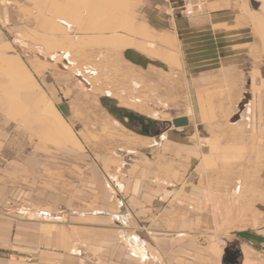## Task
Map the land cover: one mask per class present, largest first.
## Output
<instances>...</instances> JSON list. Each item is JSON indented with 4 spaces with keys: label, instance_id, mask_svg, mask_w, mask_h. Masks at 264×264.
<instances>
[{
    "label": "rangeland",
    "instance_id": "1",
    "mask_svg": "<svg viewBox=\"0 0 264 264\" xmlns=\"http://www.w3.org/2000/svg\"><path fill=\"white\" fill-rule=\"evenodd\" d=\"M188 2L201 12L186 17ZM71 3L73 15L104 27L87 38L73 30L70 67L59 55L63 47L41 50L31 37L0 31V48L13 47L39 85L41 107L55 110L66 132H50L45 111L33 116L25 101V115L2 124L0 264H54L52 250L67 255L96 236L72 227L94 225L93 213L127 205L126 193L136 188L149 191L147 203L163 215L147 214L135 232L182 233L184 264H223L225 249L257 244L255 234H264V136L248 126L252 117L262 122L264 101L241 93L239 78L208 69L224 60L264 65L254 38L240 35V13L229 15L225 35L224 20L209 17L202 0ZM34 62L45 67L35 72ZM251 90L257 92L254 83ZM105 98L157 127L148 137L125 128ZM179 117L187 127H172Z\"/></svg>",
    "mask_w": 264,
    "mask_h": 264
},
{
    "label": "crops",
    "instance_id": "2",
    "mask_svg": "<svg viewBox=\"0 0 264 264\" xmlns=\"http://www.w3.org/2000/svg\"><path fill=\"white\" fill-rule=\"evenodd\" d=\"M202 1L208 9L209 17L224 20L222 25L225 35L226 27L232 25L229 15L232 16L238 11L241 16L240 35L253 37L257 51L264 52V0ZM71 2L72 0H5L3 2L0 0V31L8 37H31L34 42L39 44L37 48L41 50L63 47L64 50L59 55L70 67L72 64L71 55L67 51L71 47L70 34L73 30H77L82 38H87L91 35H101L98 30H103L104 27L102 24H89L86 18L73 15ZM234 5L238 7L236 8ZM39 12H42V15L35 20ZM216 35L214 33L213 36ZM44 67L43 63L34 62L32 69L36 72ZM0 69L4 70L0 74V132L2 124L7 126L8 116L23 117L25 115L21 111L23 101H25L31 105L33 110L31 115L38 117L41 109L45 111L44 121L50 132L65 136V127L63 122L59 121L60 117L56 111L46 105L41 107L43 99L40 96L39 85L30 78L29 72H27L29 68L16 60L13 47L2 46L0 48ZM208 69L220 70L210 76L224 77V79L227 76L239 78L241 93L243 92L245 95L249 93L252 95V99L255 97V99L264 101V65H254L247 60H224L214 61L213 66L209 65ZM32 76L34 77L33 74ZM252 83L255 84L257 92H251ZM262 117V122L258 119L254 122L252 117L250 122L253 121V124L250 123L248 129L253 128L256 134L264 136V113ZM36 121L39 123V118ZM123 193V191L119 192V194ZM150 196L151 193L144 189L128 190L126 193L127 205L122 202L118 204L116 210L93 213L90 216L96 217L94 225L81 228L72 227V229L73 231L86 230L87 234L92 233L96 236H87L86 239L80 240L78 248L74 244L67 255L53 253L56 251L52 250V253L49 254L53 256L54 260L51 262L72 264V257H78L79 264H184L182 233L168 234L164 233L165 231H156L148 232L149 235L144 233L143 236L138 234L139 232H135V229L146 221L147 214L153 213L155 217L163 215L162 211L157 208L158 206H149L147 201ZM168 211L169 208H165L166 220L170 216ZM171 211L177 214L181 209L175 207ZM41 214L52 217L47 212H41ZM2 224H0V229ZM162 224L166 225L163 222ZM69 229L71 230V227ZM255 235L258 240L255 245L239 241L240 264H254L249 259L253 260V255L256 254L264 259V234L257 232ZM89 249L95 250L94 254L90 253ZM60 255L63 256V261L59 260L60 262H58L56 257ZM258 263L261 264L259 261L255 262V264Z\"/></svg>",
    "mask_w": 264,
    "mask_h": 264
},
{
    "label": "water",
    "instance_id": "3",
    "mask_svg": "<svg viewBox=\"0 0 264 264\" xmlns=\"http://www.w3.org/2000/svg\"><path fill=\"white\" fill-rule=\"evenodd\" d=\"M105 104L107 105V110L109 114H111L120 124H122L127 129H132L131 123L136 122L141 126V129L137 131V133L141 136L148 137L150 135V130H153L157 127V124L155 121H152L150 119L137 116L133 114L131 111L122 109L121 111L117 110L115 108L116 102L111 101L109 98L104 99ZM127 120V122L125 121ZM189 124V121L186 117H179L172 121L171 125L175 129L179 128H185ZM234 247L232 249H225L224 251V257H223V264L228 262V256L231 255L235 262L233 264H237V257L240 256V251L235 250L233 251Z\"/></svg>",
    "mask_w": 264,
    "mask_h": 264
},
{
    "label": "built area",
    "instance_id": "4",
    "mask_svg": "<svg viewBox=\"0 0 264 264\" xmlns=\"http://www.w3.org/2000/svg\"><path fill=\"white\" fill-rule=\"evenodd\" d=\"M1 1H5V0H1ZM199 9H200V7H199V5H196V3L188 2L184 6V15H186V16H192L193 13L196 10L199 11Z\"/></svg>",
    "mask_w": 264,
    "mask_h": 264
},
{
    "label": "flooded vegetation",
    "instance_id": "5",
    "mask_svg": "<svg viewBox=\"0 0 264 264\" xmlns=\"http://www.w3.org/2000/svg\"><path fill=\"white\" fill-rule=\"evenodd\" d=\"M131 126L132 127L133 126L137 127L138 130L141 129V126L138 123H136V122L131 123ZM233 251H235V250H233ZM228 262L229 263L226 262L225 264H233V262H235V260L233 259V257L231 255L228 256ZM237 264H240V256L237 257Z\"/></svg>",
    "mask_w": 264,
    "mask_h": 264
},
{
    "label": "bare ground",
    "instance_id": "6",
    "mask_svg": "<svg viewBox=\"0 0 264 264\" xmlns=\"http://www.w3.org/2000/svg\"><path fill=\"white\" fill-rule=\"evenodd\" d=\"M199 7H200V9H199V11L198 10H196L194 13H193V15L192 16H194L195 14H197V13H200L201 12V6L199 5ZM186 16V15H185ZM192 16H186V17H192ZM126 121V120H125ZM34 214V213H33Z\"/></svg>",
    "mask_w": 264,
    "mask_h": 264
}]
</instances>
